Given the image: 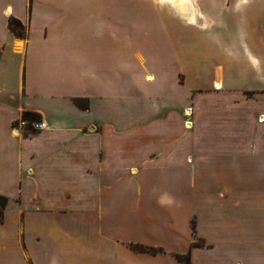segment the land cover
Returning a JSON list of instances; mask_svg holds the SVG:
<instances>
[{
	"label": "crops",
	"instance_id": "obj_1",
	"mask_svg": "<svg viewBox=\"0 0 264 264\" xmlns=\"http://www.w3.org/2000/svg\"><path fill=\"white\" fill-rule=\"evenodd\" d=\"M76 1L0 0V264H264V0L229 6L235 37L185 98L147 100L112 63L96 81L93 37L124 33ZM147 56L134 66L156 78ZM25 111L47 126L15 130Z\"/></svg>",
	"mask_w": 264,
	"mask_h": 264
},
{
	"label": "rangeland",
	"instance_id": "obj_2",
	"mask_svg": "<svg viewBox=\"0 0 264 264\" xmlns=\"http://www.w3.org/2000/svg\"><path fill=\"white\" fill-rule=\"evenodd\" d=\"M252 1L77 0L76 18L81 19L82 12L92 6L94 21H108L112 31L124 33L113 39L93 37L98 83L108 81L102 77L107 73L102 65L112 63L120 69L119 81L125 95L140 100L158 96L185 98L201 81V74L197 73L201 64L209 63L214 52L224 50V39L235 37L225 27L229 26L231 14L237 15L235 10L230 12L229 6L237 2L238 11L243 12L247 5L254 4ZM137 48L145 55L151 54L148 60L158 67L152 81L145 78L146 70L134 66L132 54ZM133 73L135 77L130 79Z\"/></svg>",
	"mask_w": 264,
	"mask_h": 264
},
{
	"label": "trees",
	"instance_id": "obj_3",
	"mask_svg": "<svg viewBox=\"0 0 264 264\" xmlns=\"http://www.w3.org/2000/svg\"><path fill=\"white\" fill-rule=\"evenodd\" d=\"M9 28L11 29V31L15 35H17L19 37H26L28 34L27 27L25 26V24L16 17H10ZM74 102L81 109H84V110L89 109V100L88 99L76 98L74 100ZM22 117L25 120H28L29 122H31V121H35V120H40L41 115L39 113H36V112L25 111L23 113ZM26 130H25V132L27 133ZM10 201H11V199L8 196L0 194V222H3L5 220L6 210H7L8 205L10 204ZM192 225H193V233H194L193 245L203 244V240L201 239V237L197 233L195 218L192 219ZM132 248L137 250V251H147L146 248H144L143 246L138 245V244H132ZM149 250H151V252H154V253L158 252L156 248H149ZM176 256H177L178 260L181 262V264H191V261H192L191 252H189L187 254H176Z\"/></svg>",
	"mask_w": 264,
	"mask_h": 264
},
{
	"label": "built area",
	"instance_id": "obj_4",
	"mask_svg": "<svg viewBox=\"0 0 264 264\" xmlns=\"http://www.w3.org/2000/svg\"><path fill=\"white\" fill-rule=\"evenodd\" d=\"M185 126L187 128H192L193 127V114H194V108L193 107H188L185 110ZM29 126V127H28ZM47 126L46 122L43 120H35L29 122L28 120H25L23 117L21 119H18L14 122V129L19 131V130H26L27 132L31 130H38V129H43ZM28 127V128H27Z\"/></svg>",
	"mask_w": 264,
	"mask_h": 264
},
{
	"label": "bare ground",
	"instance_id": "obj_5",
	"mask_svg": "<svg viewBox=\"0 0 264 264\" xmlns=\"http://www.w3.org/2000/svg\"><path fill=\"white\" fill-rule=\"evenodd\" d=\"M147 80H154V77H153V75H151V74H149V75H147ZM215 85H216V87H220L221 86V83L219 82V81H216L215 82Z\"/></svg>",
	"mask_w": 264,
	"mask_h": 264
}]
</instances>
